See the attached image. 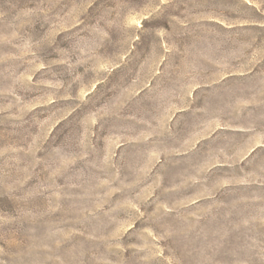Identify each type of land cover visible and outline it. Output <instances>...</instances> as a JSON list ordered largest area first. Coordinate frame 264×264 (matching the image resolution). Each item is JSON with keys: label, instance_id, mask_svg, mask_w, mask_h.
I'll use <instances>...</instances> for the list:
<instances>
[{"label": "rangeland", "instance_id": "1", "mask_svg": "<svg viewBox=\"0 0 264 264\" xmlns=\"http://www.w3.org/2000/svg\"><path fill=\"white\" fill-rule=\"evenodd\" d=\"M0 264H264V0H0Z\"/></svg>", "mask_w": 264, "mask_h": 264}]
</instances>
